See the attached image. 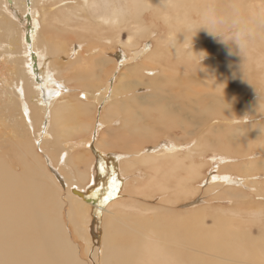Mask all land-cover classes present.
Masks as SVG:
<instances>
[{"label": "bare ground", "instance_id": "obj_1", "mask_svg": "<svg viewBox=\"0 0 264 264\" xmlns=\"http://www.w3.org/2000/svg\"><path fill=\"white\" fill-rule=\"evenodd\" d=\"M37 1L42 5L43 3H45V2H41L42 0H37ZM186 1L187 0H141V2L143 3L150 4L151 9L153 10V12H150V13L154 15L159 14L158 16L159 19L161 17H164L165 19L169 18L167 14H169L170 12L177 13L175 20L171 22L170 24L175 26L178 29L175 31V42L169 45V50L167 51L166 54H164V56L163 54H152L151 56L147 57L142 63H144L147 59L151 58L154 61L164 62L167 65V68L169 69L168 76L166 79V84L163 88V91L165 92V94H167L168 91L169 92L172 91V89H169L167 85L173 84L175 82H178L177 83L178 85L185 87L184 94L178 92L174 94L172 100L169 99L168 101H166L165 99H162L158 101L159 102L158 107L156 106L150 107V109L143 112L144 113L143 115L150 116L153 114V112H157L160 118L155 120V123H157L159 126H162V127L164 126L165 129L168 131L170 130L175 131L174 129H181V131H183V134L187 135L188 130L185 129L183 122L179 118V116L181 117L183 115L184 110L190 109L191 111H193L194 115L201 114V113H211L217 116V121L220 126L223 125V123H226L225 126L227 127V128L225 127V129L223 128L225 131H223L222 133L221 132L219 133L220 135L217 138L219 142L217 143V145L214 147V149L213 147L210 146L209 142L205 140L203 130L198 132L199 139H200L198 141L197 133L196 132L193 133V131H196V130L193 127V123H191V127H193L192 133L189 135L188 138L183 140L184 142L187 141L188 145L189 143H193L192 149L189 150L187 153L182 152L183 146L182 148L179 147V144L181 143L174 145V146L162 145L160 148H157L156 146L147 148L144 152L143 158H140L141 163H144L146 165L145 170L147 171V175H148V181L145 184V187L148 189H153V191L156 194L157 193H163V194L169 193V196L160 200L161 203L166 204L165 205L166 207L162 206L161 208L154 209V208L149 207L147 204H142L141 214H136L135 211L133 210L135 209V207L130 206V205L128 207L132 209L133 213H131L129 210L125 211L124 209L125 205H124V208L117 209L116 207L121 204V202L118 201L119 199L112 200L111 203L108 200L120 186L121 184L120 180L119 182L115 181V185L113 189L112 181H108L106 183L103 176L100 180H98L99 176L93 177L91 172L88 171L90 180H89V185H88V191L85 194L89 198V201H84L83 199L79 198L81 195L79 196V194L73 192V190L75 189L74 187L78 186L77 183L79 182L77 180L75 181V183L70 184L68 191H66L68 194L66 201H68L69 203V210L67 213L73 225V228H72L73 233L76 235V237L81 238L84 242V248L80 250L79 249L80 246L79 245L76 246L75 243L72 241V238L70 235V227L72 226H70L69 224H66L64 221V217H63L64 208H63V203L61 200L62 186L61 188L59 187L60 184L56 183L55 179L53 178V175L51 177L50 175L45 173V167L43 169L41 160H39L35 156L36 153L33 152V150L30 148V145L27 142L20 143L16 140L17 136H15L13 133H12L13 135L11 136V134L7 132L8 134H5L3 136L4 140L6 141L5 148L3 149L2 145H0V148L3 149L2 150L3 155L0 153V264H264V206L262 207L259 206L260 208L258 207L259 208L258 211H256L255 209L252 211L256 214V216H259V220L262 223L260 225H258L259 222L258 221L256 222V220L254 219L250 221L248 220V222H246V220L244 219H241L242 217L241 213L238 214V213L229 211L228 214H225L226 213L224 212L225 210L220 211V209L218 208L213 210L212 213L207 211V209H201L202 213H200L199 215L197 213L194 214L193 212L195 211L197 206L194 208H191V207L195 205L194 203L196 202V200L194 202L184 204L182 207L184 209L185 208L187 209L184 211L179 212L169 207V206H178V205L180 206L183 200L192 199L191 197L194 198L195 191H196L194 187L192 188L194 184H201L202 182H205L206 185H208V187H213L214 189H217V186L223 184V182L226 183V185H230L231 182H233L235 179L233 176H229L230 174L224 173L225 171L233 170L251 179V176L252 177L260 176L262 174L261 171L264 170V168H261L256 162L255 164L247 165L246 167H243V168H236V167L233 168L228 165L223 166V168H221V172L223 174L218 175V172L213 173L211 171L209 178L207 177L208 179H206L205 177L203 179L202 174L200 175L201 169L203 168V164H200V162L202 161L201 159L205 157L204 155L206 154L207 149H213V150H209V153H216L214 150H222V152L227 153L229 158L234 157V156H241L243 158L244 157L249 158V156H252L257 152L256 151L257 149L264 152V141H263L264 137H262V134L264 133L262 132V130L264 128L262 129L260 127L262 130H261V134L257 135V139H260L262 137L263 140L261 138V141H259L258 143L254 141L255 140L254 137L256 136L253 137L251 135L252 131L255 132L254 127L253 128L250 127L251 131L242 130L243 131L242 132L243 134H241L242 136H239V134L236 135L234 131L232 133L229 132L230 125H227V122H230L229 121L230 112L226 110L225 107H224L225 109H222L223 110L222 111L220 108L218 110L214 108L211 110L209 107H205V106L195 107L192 104H190V102L193 100V97L199 92V87L197 83L195 82L184 81V78L186 80H189V79L200 77V76L211 77L209 76V71L213 70L214 72L217 69L215 68L214 64H211L208 67L207 62L204 60V57L200 55V53L203 52V47H199L196 50L193 49L194 51H187L185 48L187 46H191V43L190 41H188V38L201 37L200 20L199 19L196 20L198 18V12L194 13V11L196 10V7L194 6L195 2H193V10L191 12L186 13V11L183 10L185 7ZM195 1H201L210 7L209 9L204 10L205 11V26H206V30H204V32L205 33L207 32V35H208L207 39H211L209 38V37H212L209 34L211 31H214L216 33V36H218L222 32L224 33L227 31H231L232 28H230V26H234V27H239V30L238 32L236 30V33H240V36L244 37L245 42L248 45H250V48H247L243 51V58L249 59L251 62L249 61V62L240 64L239 66H238V63H236L233 66H231L233 70L231 69L232 70L231 72L229 71L226 72L227 74L224 73L225 67H220L219 70L221 71L223 75H219L217 77L216 81L219 82L220 84L216 88V91L221 96L217 97L214 101L219 102V99L224 96L226 98H232V96L230 95V91H231L234 94L233 99L237 100L241 106H249L247 104L248 99L246 96V93L249 91H243L241 90L242 88L238 89V87L239 86L242 87L244 85L243 82L245 81L247 76H249L250 78H254V73H257L260 76L263 75V78L261 80L264 83V0H195ZM11 2L12 0H10V3ZM98 2L107 4L108 0H84L85 4L88 3L87 5H89L90 10H92V6H94L95 4H98ZM215 4H217V9H219L218 11L212 10L214 9L213 6ZM2 5L3 3H0L1 7ZM24 5H25L24 7L28 8L26 6V0L24 1ZM53 5L54 4H52V6L50 7H53ZM55 5L56 6L62 5L63 7H65L66 0L64 1L62 0L61 2L56 3ZM70 5H72V3ZM79 5L81 6V4ZM24 7L22 8L24 9ZM34 7L31 8V5H30V8L27 10L28 13L26 14L29 17L27 18V16H25L26 17L25 22H29V24L31 22L34 25L33 29L31 30L32 38L29 37L33 39V42H34V38L39 39L35 36L38 31L37 29V25H38L37 18L38 17L37 16H39L40 14V12H36L33 10ZM145 8L146 7L144 5L140 4V0H124V3H122L118 9L113 11L111 15L104 14V15L98 16L101 21L99 23V27L101 28L107 27V31H113L118 34H121L123 24L129 21V19H127L125 16L126 13L138 12V11L144 10ZM76 9H78V7ZM83 10L84 9L82 8V11ZM12 13L14 16H17V12L12 11ZM58 15H59L60 22L65 26L68 25V27L69 25H71L69 23L71 21L73 22L74 20L69 10L68 12L67 11L65 12V10L64 11L60 10ZM77 15L76 17L78 18ZM47 16L48 15L46 14V12L42 14V17H44L43 21L44 22L46 21L47 24L51 26V23H50L51 21L50 20H49L50 22L47 21L48 19L46 18ZM81 18L85 21L83 17ZM40 25L41 23L39 22V26ZM58 25H59V22H58ZM26 26H25V30L29 28V27L27 28ZM87 27H89V25ZM94 28L97 29V27H94ZM183 28L189 29L188 34L184 32L181 35L179 30ZM47 29L50 31V29L52 28L46 26L44 30L46 31ZM55 35H56V32H55ZM56 36L58 39V35ZM60 37L62 38L64 37V35ZM45 38L47 40V36ZM81 39L82 38H79L78 40H81ZM102 40L107 41L108 43L111 42L107 38H103ZM73 41H71L72 44H73ZM228 41L229 39L225 40L224 42L218 43L216 45H213V44H209V46L207 45L208 46L207 50L209 51V53H211L209 55L213 56L217 60L223 61V56L225 54L223 50V45ZM65 43H64V47H65ZM253 43H255L254 47H252ZM143 45L144 43L141 44L140 46H143ZM62 46L63 45H61L60 47ZM148 46L144 48L142 47L143 49L140 50V52L136 55L137 52H135V49H139V46L134 47L131 44V48H134L133 50L130 49L133 53V56L131 59L138 60L139 57L142 58L141 55L146 53L145 50L148 49ZM104 47L106 48V45ZM53 50L54 49H51L50 54L55 55L58 51L57 50L53 51ZM102 50H104L103 46H102L101 51ZM216 50L221 52V56L214 55ZM36 51H37L36 54L40 53L38 54L40 58L41 53L44 52L42 47H39V49ZM59 52L61 53L60 50ZM62 52H64L63 48H62ZM93 53L95 54V52ZM232 53L233 54L228 57V60H230L232 63H235L237 62V59H238V48L233 46ZM85 55H88V54H85ZM96 55L98 54L96 53ZM43 56H46V54L43 53ZM206 56H205V59H206ZM83 58H85V56ZM56 59L58 58L56 57ZM29 60H30V57H29ZM49 62L50 61L48 60L46 61L44 60V63L47 65ZM134 62H137V61H134ZM202 62H206L204 66L206 67L207 71L205 72H203V70H201L199 66V63H202ZM214 62L216 63V61ZM122 64L126 65L127 59H123L121 65ZM38 65H40L39 68L41 71L39 77L36 74V71L38 68L33 67L34 65L31 63V66H32L31 71H33V73L30 72L31 76L29 77H31L35 82L34 83L31 82L28 84L29 87L27 86L28 87L27 92H30L32 88H37L38 90L42 92V97L40 98L41 100L37 98L40 101L39 106H41V108H39L40 109L38 110L39 112H36V113L38 117L40 118L39 119L35 118V121L39 122L41 120L40 121L41 125L44 123V120L50 123L52 121L53 125H57V126L58 125L61 126L63 125V123H67V120L68 121L76 120L75 121L76 123L79 120L78 116H80L78 113L83 112L84 107L86 108L85 110L87 111V107L89 103L88 105L85 104L84 107L82 106L74 107L73 103L68 104L64 102H59L58 98H60V96L63 95L61 94V92H64V93L66 92L63 90V87L60 84H58L57 82L56 83L52 82V79L50 78V75L48 74V72H46L45 67L41 66L43 64H38ZM91 65L92 63L90 59L88 58L84 59L83 64L81 65L82 67L79 65L78 66L79 70L76 73L77 75L76 79L79 80L78 81L79 84L81 83L86 84L85 86L89 88L91 87L93 83H95L92 80L94 71ZM222 65H224V63H222ZM4 68L6 69V67ZM237 68H238L240 75L245 77L243 81L236 80L237 79ZM11 72L12 71L9 70L8 74H11ZM150 72L152 73V71ZM132 74L135 75L134 72H132ZM227 75H230V76H227ZM127 76L128 75L126 73V77ZM182 77L183 79L180 80L179 78H182ZM223 77H227L229 79V82H230V79L234 83L236 82L235 83L236 85L233 86L235 90L233 89L230 90L229 88L224 86L225 88H227L228 90L227 91L224 87H222V84L224 85V82L222 80ZM82 79H85V80L82 81ZM125 79L127 78H124L122 80H125ZM13 83L16 84L17 82H13ZM51 83L56 85L57 88L55 89V86L54 87L50 86ZM108 83L110 85V82ZM109 85L108 87L105 86V88L100 87L97 90L102 93V97H103L102 103L103 104L105 103V107H104L105 116L103 117L105 119V122L108 123L106 124V126L110 124L112 125V123L114 124L115 122L111 121L110 119H112L113 117L116 118L115 116L119 115V112L121 114V112L123 111L126 113V115L128 112V118L126 121L129 120L130 128L126 127L124 132L122 134L120 133L121 136L120 134H118L117 136H111V139L108 138V141L106 142L104 141V138L108 137V135H111V134H107V136H104L102 134L103 138L100 139V141L97 144L101 150L102 149L105 150L104 145H106L109 148V150L111 149L113 150L112 145L118 144L120 143V141L124 142L127 140L131 142L133 138H136V134L139 129V127L138 128L136 127L137 121L135 120L134 121L135 123H133V119L135 117L133 109L134 107L136 109L138 105L135 103V101H133V103L131 104L124 103V102H127L125 101L126 99L125 97L123 98L124 102H122L123 99L118 100L119 98H117V92L120 89H118L119 86L117 85L113 89L112 96H111L110 90L112 87L110 88ZM93 86H96V83ZM245 86L248 89L252 90V84L250 82H247ZM121 87H123V85L121 86L120 84V88ZM124 87L126 86L124 85ZM103 89L105 90L102 92ZM25 91L26 90H24L21 87V88H18L19 94L18 95L16 94V97L18 96L17 97L18 101H20L19 103L21 104V107L25 106V103H24ZM114 93L116 94V100L112 99L113 96L115 97ZM84 95H82V97H86V94ZM108 97H110L109 100H107ZM127 99H129V97ZM77 102L78 101H76V103ZM29 103L31 104V102ZM78 103H80V101ZM172 103L175 104L179 108V112H177V110L174 109L175 106L171 105ZM182 104H185L187 107H183ZM253 105L252 107L255 106ZM34 107L36 106L34 105ZM257 107H258V103H257ZM101 108L102 107H100V111L102 110ZM8 113H10V111ZM236 114H233V115H236ZM42 117H43V120H42ZM103 117H101V119ZM242 117L244 116L241 115V120H242ZM28 118L31 119L30 116ZM49 119L51 121H49ZM84 121L86 122V120ZM89 121L90 120H88V122L86 123H89ZM28 123L33 124L31 120ZM146 123H148V125L152 124L151 131L147 127ZM146 123H144L142 128L140 129L141 133L147 134L146 138L141 135V139H138V140L134 139V141L132 142H137L138 145L143 144V146H145L144 144L154 143L151 140H153L156 137L152 133H151L152 136L149 134L150 132H153L155 129L154 121H148ZM20 124H22V122ZM36 125L38 124L36 123ZM83 126L85 125H82V127ZM86 126H89V125H86ZM112 128H110V130L113 133ZM3 129L4 128L0 125V131H2ZM61 130L64 131L65 129L64 130L61 129ZM257 130H259V126L257 127ZM9 131L11 130L9 129ZM52 132L55 135L53 136L56 138L57 142L55 144L54 143L52 144L53 148L51 147V150L52 149L54 150V147L56 145H59V146L61 145V148H62V151L59 155L60 156L59 160L57 161V164H59L60 167L67 168L66 167L67 163L68 164L73 163L74 166H77V164H79L78 161H81L83 156H85V152L87 151L91 159L89 163L90 164L89 169L91 168V165L94 159L92 157L93 151L91 150V148L86 147V143L84 144L83 140L76 141V142L69 140L65 144L64 143L58 144L61 133L58 132V130L52 131ZM69 133L70 132H68L67 134L69 135ZM230 134L236 137H233L231 135L230 137L232 138V140H229L227 143H224V140H226ZM65 135L66 134L63 133V136ZM173 135H174V132H173ZM41 136L43 138L42 140L49 138L47 134L45 133V127L43 128V132ZM119 137L121 139H119ZM101 140H103L104 142H102ZM130 142H128L127 146L130 145ZM184 142H182V144H184ZM154 144L156 145L157 143H154ZM90 146L92 147L91 144ZM137 147H135V149H137ZM48 148L50 147L48 146ZM80 148L81 150H84L83 153L79 151ZM8 150L9 152H7ZM71 150H74V153L79 151L78 153H76L77 154L76 158H71L70 156ZM163 152L168 153L170 159L161 164L157 163L156 161L158 159L168 157ZM42 155L44 154L42 153ZM54 158L52 160H55ZM114 158L117 162L113 161ZM113 159H112L111 164L114 166L113 168L115 172L122 170L128 175L131 174L129 172V166L127 164L125 166L120 167V165H122L123 159L121 160L118 155H115ZM48 162L50 163V161ZM49 163L47 165H49ZM131 167H133V165H131ZM214 170L216 171V169ZM102 175L104 174L102 173ZM104 176H106L107 178V176H111V175H107L106 173ZM89 177L86 174H83V172L80 173L79 175V178L82 181H86ZM220 180H222L223 182H221ZM141 184H144V182H141ZM248 184H250L249 181H248ZM245 186L247 188V185ZM76 190H79V189H76ZM142 193L140 194V191H139V195H144ZM98 200L101 202V205L96 204ZM200 200L202 201L203 199L200 198ZM106 201H109L110 204ZM138 204L139 203H137V205ZM248 207L249 206H247V211H250ZM94 209H97L96 213L94 212ZM151 210H153L152 215L146 214L147 212H150ZM209 219L212 221L211 224H209V221H208ZM254 227H257L258 229L256 234L253 232ZM99 230H101V232H99Z\"/></svg>", "mask_w": 264, "mask_h": 264}, {"label": "rangeland", "instance_id": "obj_2", "mask_svg": "<svg viewBox=\"0 0 264 264\" xmlns=\"http://www.w3.org/2000/svg\"><path fill=\"white\" fill-rule=\"evenodd\" d=\"M24 1L25 0H12V2L10 3V0H0V3H3L2 7L0 6V21H1L0 22V67H1L0 68V73H1L0 74V82L2 83V84L0 83L2 85V86L0 85L1 86L0 87V110H1L0 111V122H1L0 125L5 129V130L3 129L4 132H3V130L0 131L1 132L0 133V145H2L3 149L5 148L6 141L4 140L3 136L5 134H8V133H10L11 136L13 134L15 136H17L16 140L18 142H20V143L27 142L30 145V148L33 150L34 153H36L35 156L39 160H41L43 169L45 167V173H47L51 177L53 175V178L55 179L56 183L60 184L59 187L61 188V186H62V188H61L62 189L61 200H62L63 208H64L63 209L64 221L66 224H69L70 226H72V227H70V235H71L72 241L75 243L76 246L79 245L80 246L79 249L82 250L84 248V242L81 238L76 237V235L73 233V231H72L73 225H72V223L68 217V213H67L69 210V203H68V201H66L67 196H68L66 191H68L70 184L75 183V181L77 180L79 182V183H77L78 188L74 187L75 189L73 188L74 189L73 192L79 194V196L81 195L79 198L83 199L84 201H89V198L86 196L85 193L88 191V185H89V180H90L88 171H90L93 177L99 176L98 180H100L103 176L106 183L108 181H112V182L113 181L119 182V180L121 181V184L119 187L116 185L118 187L116 192L108 199L110 201V203L112 202V200L119 199L118 201L121 202V204L116 207L117 209L124 208V205H125V208H124L125 211L129 210L131 213H133L132 209H130L128 207L130 205V206L135 207V209H133V210L135 211L136 214H141L142 213L141 212V205L142 204H147L149 207L154 208V209L155 208H161L162 206H165L166 204L161 203L160 200L168 197L169 193L168 194H163V193H157L156 194L153 191V189H148L145 187V184L148 181V175H147V171L145 170L146 165L144 163H141V161H140L141 160L140 158H143L145 150L147 148L155 147V146L157 148H160L162 145L174 146V145L181 143V144H179V147L182 148V146H183L182 152L187 153L189 150L192 149L193 143H189V145H188V142L187 141L184 142L183 140H185L186 138L189 137V135L192 133L193 127L196 130V131H193V133H195V132L197 133L198 141L200 140L198 132L203 130L205 140H207L209 142L210 146L213 147V149H214V147L219 142L217 139L220 135L219 133L220 132L222 133L223 131H225L224 129L226 127L225 126L226 123H223V125L220 126L218 121H217V116H215L211 113H201V114L194 115L193 111H191L190 109H186L183 111V115L181 117L179 116L180 120L183 122V124L185 126V129L188 130V134L184 135L183 131H181V129H174L175 131H173V130L168 131L165 129L164 126L162 127V126H159L157 123H155V120L160 118V116L157 112H153V114L150 116H144L143 115L144 114L143 112L150 109V107H155V106L158 107L159 106L158 101H160L162 99H165L166 101H168L169 99L172 100L175 93H178V92L183 93V94L185 93V87L178 85L177 84L178 82H175L173 84L167 85L169 89H172V91H170V92L168 91L167 94H165V92L163 91V88L166 84V79L168 76V70L169 69L167 68V65L164 62H157V61H154L151 58H149L144 63H142L147 57L151 56L152 54H163V56H164V54H166L167 51L169 50V45H171L172 43L175 42V31L178 29L175 26L171 25L170 23L175 20L177 13L170 12L169 14H167V16H169V18L165 19L164 17H161L159 19L158 18L159 14L154 15V14L150 13V12H153V10L150 7V4L143 3L140 0V4L144 5L146 8L144 10H141L138 12L126 13L125 16L127 19H129V21L123 24L121 34H118V33L113 32V31H107V27H102V28L99 27V23L101 21H100L98 16L104 15V14L111 15L113 11L118 9L121 6V4L124 3V0H108L107 4L98 2V4H95L94 6H92V10L89 9V5H87L88 3L87 4L84 3V0H71V1L66 0V6L65 7H63L62 5H57V6H59V7H57L55 5L56 3H59L62 0H53V1L52 0H50V1L49 0H42L41 2L46 3V4L43 3V5L40 4L37 0H34V1L33 0H26V6L28 8L24 7L25 6ZM193 2H195L194 6L196 7V10L194 11V13L198 12V18L196 19V17H195V19L200 20L201 37H193V38L187 37L188 41H190V43H191V46H187L185 48L187 51H194L199 47H203V52L200 53V55H202L204 57V60L207 62L208 67L211 64H214L215 68L217 70L213 72V70L209 69L210 70L209 76H211V77L200 76V77L192 78L189 80H186L184 78V81L195 82V83H197V85L199 87V92L193 97V100L190 102V104H192L195 107H198V106L209 107L211 110L213 108L217 109V110L219 108L221 110L226 108V110H228L230 112L229 113L230 114L229 115V121L230 122H227V125H230L229 126V132L232 133L234 131L236 135L239 134V136H242L241 135V134H243L242 130L251 131L250 127L251 128L254 127L255 132L252 131L251 135L253 137L256 136V137H254V139H255L254 141L259 143V141H261V138L264 137V133H263L262 137L260 139H257V135L261 134V130L264 128V114H263L264 113V106H263L264 105V83L261 80L263 78V75L260 76L259 74L254 73V78H250L249 76H247L245 81L243 82L244 88H243V86L238 87V89L242 88L241 90H243V91H249L246 93V96L248 99L247 104L249 106H241L237 100L233 99L234 94L231 91H230V95L232 96V98H226L224 96V97L219 99V102L214 101L217 97L221 96L216 91V88L220 84L219 82L216 81L217 77L219 75H223L221 73V71L219 70L220 67H225L224 73H226L228 71L231 72L233 70L231 68V66H233L236 63H238V66H239L240 64L249 62L250 61L249 59L243 58V51L247 48H250V45H248L245 42L244 37L241 36L243 46L238 48V59H237V62H235V63H232L230 60H228L229 55H227V50L225 47V44L228 43L229 47H231V50L233 51V46L230 44V40L223 45V50L225 52V54L223 56V61L217 60L213 56L209 55V54H211L207 50V47L209 46V44L216 45L218 43L224 42L225 40L232 37L233 34L236 33V30L238 32L239 27L230 26V28H232L231 31H227L224 33L222 32L220 35L216 36L215 38L209 37L211 39H207V36H208L207 32L206 33L204 32V30H206L205 11L204 10L209 9L210 7L201 1L187 0L185 2V7L183 9L184 11H186V13L191 12L193 10ZM71 3H72V5H70ZM52 4H54L53 7H50V6H52ZM79 4H81V6ZM30 5H31V8L36 6V7H34L33 10L36 12H40L39 16H37L38 17L37 18L38 19V25H37L38 31H37L36 36H35L39 39L34 38V42H33V39H31L32 38V31L31 30L33 29L34 25L31 22H30V24H29V22H25V18H26L25 16H27V18L29 17L26 14L28 13L27 10L30 8ZM68 6H69V8H68ZM22 7H24V9ZM77 7H78V9H76ZM213 7H214V9H212V10H214V11L219 10V9H217V4H215ZM59 8H61V9H59ZM82 8L84 9L83 11H82ZM60 10H63V11L65 10V12L66 11L68 12V10H69L72 18H74L73 22L71 21L72 23L71 22L69 23V24H71V25H69V27H68V25L65 26L60 22L59 15H58ZM12 11L17 12V16H14ZM44 12H46V14L48 15L46 18H48L47 19L48 22L51 21L50 22L51 26H49L46 21L45 22L43 21L44 17H42V14ZM75 14L76 15L78 14L77 15L78 18L76 17ZM81 17H83L85 19V21ZM53 18H54V20H53ZM76 21H77V23H76ZM39 22L41 23L42 26L41 25L39 26ZM58 22H59V25H58ZM88 25H89V27H87ZM25 26L27 28L28 27L29 28L27 30H25ZM46 26L52 28L53 30L50 29V31H49L47 29L45 31L44 29L46 28ZM94 27H97V29H95ZM30 31H31V33H30ZM42 31H44V32H42ZM179 31H180L181 35L184 32H186L188 34L189 29L183 28V29H180ZM55 32H56V35H58V39H57V36L55 35ZM43 33L45 34V36ZM63 35H64V37L61 38L60 36H63ZM46 36H47V40L45 38ZM22 37H23V39H22ZM29 37H31V38H29ZM40 37H42V38H40ZM79 38H82V39L78 40ZM103 38L109 39L112 43L111 42L108 43L107 41H103L102 40ZM64 39H66V40H64ZM58 40L59 41L61 40L62 43H61V41L59 42ZM31 41H32V43H31ZM46 41H47V43H46ZM71 41H73V44ZM20 43H21V45H20ZM64 43H65V47H67V48L64 47ZM143 43H144V45L140 46ZM131 44L134 47L139 46V49H135V52H137L136 55L140 52V50H142L144 47H146L148 45H149L148 49L150 51L148 49L145 50L146 53L141 55L142 58L139 57L140 60L139 59L138 60H136V59L132 60L131 58L133 56V53L131 50H133L134 48H131ZM26 45H28V46H26ZM61 45H63V46L60 47ZM105 45H106V48L104 47ZM254 45H255V43L252 44V47H254ZM51 46H53V47H51ZM102 46H103L104 50L101 51ZM108 46H109V48H108ZM26 47H27V49H26ZM39 47H42V49L44 51L41 53L40 58L38 56V54H40V53L36 54V52H37L36 50H38ZM62 48L64 49V52H62ZM220 48H222V47H220ZM51 49H54L53 51L57 50L58 52L55 55L50 54ZM59 50L61 51L62 54L59 52ZM128 50H130V51H128ZM147 51H149V52H147ZM93 52H95V54ZM43 53L46 54V56H43ZM81 53H82V55H81ZM96 53L98 55H96ZM147 53H148V55H147ZM85 54H88V55H85ZM13 55H14V57H13ZM214 55L221 56V52L216 50ZM8 56H10V57H8ZM82 56L83 57L85 56V58H83ZM205 56H206V59H205ZM29 57H30V60H29ZM35 57H36V59H35ZM56 57L58 59H56ZM87 58L91 60V63H92L91 66H92L93 71H94V75L92 77V80H93V82L96 83V86H93L95 84V83H93L90 88L85 86L86 84H82V83L79 84V82H78L79 80L76 79L77 78L76 73L79 70L78 66L79 65L81 66L83 64V60L87 59ZM123 59H127V64H126L127 66L124 64L121 65ZM44 60L50 61L48 63V65L44 63ZM52 60H53V62H52ZM128 60H129V62H128ZM134 61H137V62H134ZM214 61H216V63ZM206 62L199 63V66H200L201 70H203V72L207 71L206 67L204 66V64ZM29 63H30V65H29ZM31 63L34 65L33 67L38 68L36 71V74L38 77L41 73L40 68H39L40 65H38V64H43L41 66L45 67L46 72H48V74L50 75V78L52 79V82H55V83L57 82L58 84H60L63 87V90L66 93L61 92V94H63V95H61L62 98H61V96H60V98H58L59 102H64V103H68V104L73 103L74 107H80V106L84 107L85 104L88 105V103H89V105L87 107L88 112L85 110L86 108L84 107L83 112L78 113L80 116H78L79 120L77 122H79V123L82 122V123H80L81 126L79 123H77V122L75 123L76 120L75 121L74 120H71V121L67 120V123H63V125H61V126L53 125V123L50 119H49V121H51V123L44 120V123L45 122H47V123H45V124L43 123L42 125L40 124L41 120L39 122L35 121V118H38V119L40 118V117H38L36 112H39L38 110H40L39 108H41V106H39V102H40L39 99L42 97V92L40 90H38L37 88H32V90L30 92H27V88L29 87L28 84L31 82L32 83L35 82L31 77H29V76H31L30 72L33 73V71H31V67H32ZM222 63H224V65H222ZM132 66H133V68H132ZM4 67H6V69ZM9 70L12 71L11 74H8ZM16 71L17 72L19 71L18 74ZM150 71H152V73ZM132 72H134L135 75H133ZM126 73L128 75L127 77H126ZM52 75H53V77H52ZM132 75L134 76V78ZM212 75H213V77H212ZM227 76H230V75H227ZM257 76H258V78H257ZM9 78H10V80H9ZM124 78H127V79L122 80ZM204 78H206V79H204ZM244 78H245L244 76L240 75L238 68H237V79L236 80L243 81ZM179 79L182 80L183 77L179 78ZM253 79H254V81H253ZM83 80H85V79H82V81ZM222 80L224 82V85L222 84V87L226 86L230 90L231 89L235 90L233 88V86L236 85L235 84L236 82L234 83L231 79L229 82V79L227 77H223ZM118 81H120V82H118ZM184 81H182V82H184ZM13 82H17V83L15 84ZM108 82H110V85ZM247 82H250L252 84V90L248 89L245 86V84ZM107 84L110 86V88L112 87L110 90L111 96H112L113 89L117 85V86H119L118 89H120L117 92V98H119L118 100H122L125 97L126 98L125 101H127V102H124V99L122 102L131 104V103H133V101H135V103L138 105L136 109H135V107L133 109L134 110L133 111L134 116H135L133 119V123H135L134 121L136 120L137 121L136 127L137 128L139 127L138 132L136 134V138H133L131 140V142L127 141L125 139L126 141H124V142L120 141V143L112 145L113 150L112 149L109 150V148L106 145H104L105 150L104 149L101 150L97 144L100 141V139L103 138V135L107 136V134H111V135H108V137L104 138V141L106 142V141H108V138L111 139V136H117L120 133L122 134L124 132V130L126 129V127L130 128V124H129V120L126 121L128 118V112L126 115V113L122 111L121 114L119 112V115L115 116L116 118H114V117L112 119L109 118L111 121L115 122L114 124L112 123V125L110 124V125H107L108 127L106 126V124H108V123L105 122V119L103 117V116H105V114H104L105 113L104 112L105 103L104 104L102 103V100H103L102 93L100 91H97V90L100 87H102V88L103 87L105 88V86L108 87ZM120 84H121V86L123 85V87H121L122 89L120 88ZM124 85L128 88L124 87ZM50 86H53V87L55 86V89L57 88L56 85H54L52 83ZM17 87L18 88L22 87L24 90H26L25 91V99H24L25 106L21 107V104L19 103L20 101H18V98H17L18 96L16 97V94L17 95L19 94ZM227 88H225V89L227 90ZM129 89H131L133 91V93ZM104 90L105 89H103L102 92ZM35 91L38 93H36ZM84 94H86V97H82V95H84ZM110 97H108L107 100H109ZM128 97H129V99H127ZM37 98H39V99H37ZM85 99H86V101H85ZM112 99L116 100V94H115V97L113 96ZM76 101H78V102L80 101V103L77 102L78 103V105H77ZM29 102H31V104ZM215 102H217V103H215ZM82 103H83V105H82ZM257 103H258V107H257ZM261 104H263V105H261ZM34 105L36 107H34ZM171 105L175 106L174 109H176L177 112H179V108L175 104L172 103ZM252 105L255 108L252 107ZM93 106H95V107H93ZM182 106L187 107L185 104H182ZM100 107H102L101 108L102 112L100 111ZM9 111L11 114L8 113ZM25 111H26V113H25ZM257 112H259V113H257ZM233 114H236V115H233ZM85 115H87V116H85ZM241 115H243L245 117V118L242 117V120H241ZM29 116L31 117V119L28 118ZM125 116H126V118H125ZM101 117H103V118L101 119ZM45 119H46V117H45ZM30 120L33 122V124L28 123ZM42 120H43V117H42ZM84 120H86V122H88V120H90V121H89V123H86ZM3 121H4V123H3ZM20 121L22 122L23 125L20 124L21 123ZM148 121H154V125H155L154 128L155 129L153 132H150L149 134L151 135V133H152L156 137L151 141L154 143H157V144L156 145L154 143L144 144L145 146H143V144L138 145L137 142H132V141H134V139L135 140L141 139V135L146 138L147 134L141 133L140 129L142 128L143 124L148 122ZM36 123L38 125H36ZM191 123H193V127H191ZM82 125H85V126L82 127ZM86 125H89V126H86ZM146 125L151 131L152 130L151 129L152 124L148 125V123H146ZM258 126H259V130H257ZM44 127H45V133L49 137V138H47L48 140L47 139L42 140L43 138L41 135H42ZM49 128H51V129H49ZM66 128H68L69 130ZM110 128L113 129V133L111 132ZM9 129L11 131H9ZM61 129H63V130L65 129V130L62 131ZM56 130H58V132L61 133L58 144L59 143L65 144L69 140L75 141V142L83 140L84 144L86 143V147L91 148V150L93 151L92 157L94 159H93V163H92L90 169H89V165H90L89 163H90L91 159H90L87 151L85 152V156H83L81 161H78V163H79V164H77L78 167L74 166L73 163L72 164L67 163V165H66L67 168L60 167L59 164H57V161L59 160V157H60L59 155L62 151L61 145L60 146L56 145L54 147V150L53 149L51 150V147L53 148L52 144L53 143L55 144L57 142L56 138L54 137L55 135L52 132V131H56ZM67 131L70 132L69 135L67 134L68 133ZM155 131L158 133H156ZM173 132H174V135H173ZM262 132H264V129L262 130ZM63 133L66 135L63 136ZM121 134H120V136H121ZM231 135L232 134H230L229 137L226 140H224V143H227L229 140H232V138L230 137ZM232 136L236 137L234 135H232ZM119 139H121V138L119 137ZM116 140H118V139H116ZM176 140H177V142H176ZM262 140H263V138H262ZM101 141L104 142L103 140H101ZM46 142H48V143H46ZM128 142H130L129 146H127ZM182 142H184V144H182ZM90 144L92 145L93 148L90 146ZM42 146H44V147H42ZM46 146H47V148H46ZM48 146L50 148H48ZM57 146H59V147H57ZM135 147H137V149H135ZM68 148H70V147H68ZM168 148H170V147H168ZM3 149L0 148L1 154H2ZM63 149H65V148H63ZM213 149H207L206 154L204 155L205 157H203L201 159L202 161L200 162V164H203V168L201 169L200 175L202 174L203 179H204V177L206 179H208L211 171L213 173L218 172V175L223 174L221 172V168H223V166H227V165L230 167H233V168L234 167L243 168V167H246L247 165L255 164L257 162L261 168H264V156H263L264 152L259 150V149L256 150L257 152L255 151L256 153L254 155L249 156V158H246V157L243 158L241 156H234V157L229 158L227 153L222 152V150H214L216 153H209V150H213ZM79 151H81V153H83L84 150H81V148H80ZM79 151L74 153V150H71V152H70L71 158H76V156H77L76 153H78ZM7 152H9V150ZM41 152L44 155H42ZM164 154L167 155L168 157L158 159L156 161L157 163L161 164V163L168 161L170 159L168 153H164ZM115 155H118L121 160L123 159L122 165H120V167L125 166L126 164L129 166V172L131 173L130 175H128L127 173H125L122 170L115 172V170L113 168L114 166L111 164L112 159ZM99 156H100V158H99ZM62 157H63V155H62ZM53 158L55 160H52ZM218 160H219V162H218ZM48 161H50V163ZM113 161L117 162L115 160V158L113 159ZM47 162L49 163V165H47L48 164ZM98 162L101 165H99ZM131 165H133V167H131ZM75 168H76V170H75ZM115 168H116V166H115ZM214 169H216V171ZM82 172H83V174H86L89 177L86 181H82L79 178V175ZM102 173L104 175L107 173V175H111V176H107V178H106V176L102 175ZM224 173L230 174L229 176L234 177L235 180L233 182H231V184H230L231 186L226 185V183H224L222 180H220V181L223 182V184L217 186V189H214L213 187H208V185H206L205 182H202L201 184H194L192 186V188L194 187L196 189L195 196H194V198H196V199L191 197L192 199L183 200L184 203L181 202L180 206L178 205V206H169V207L176 210V211H179V212L184 211V210H187L186 208L184 209L182 207L184 204H188V203L194 202L196 200V202L194 203L195 205L191 207V208H194L197 206L195 211L193 212L194 214L197 213L199 215L200 213H202L201 209H207V211L212 213L213 210L218 208V209H220V211L225 210L224 211V212H226L225 214H228L229 211L234 212V213H238V214L241 213L242 214L241 219L246 220V222H248V220L250 221V220L254 219V220H256V222L257 221L259 222L258 225L262 224L261 221L259 220V216H256V214L252 211L254 209L256 211H258L260 207L264 206V196H263L264 195V170L261 171L262 174L260 176H258V177H252L251 176V179H249L247 176H243V175H241V174H239L233 170H228V171H225ZM68 177H70V178H68ZM63 178H64V180H63ZM80 181H81V183H80ZM238 181H240V182H238ZM248 181L250 182V184H248ZM141 182H144V184H141ZM216 182H218V181H216ZM251 184H252V186H251ZM245 185H247V188ZM221 187H223V188H221ZM219 188H221V189H219ZM259 188H260V190H259ZM76 189H79V190H76ZM133 189H135V190H133ZM139 191H140V194L143 192L142 194H144V195H139ZM81 192H82V194H81ZM111 192H112V190H111ZM131 192H133V193H131ZM130 195H131V197H130ZM261 196H263V197H261ZM200 198H202L203 200L201 201ZM109 201H106V202L109 203ZM137 203H139V204L137 205ZM96 204L101 205V202L98 200L96 202ZM247 206H249L248 208L250 211H247ZM243 207H245V208H243ZM167 208H168V206H167ZM191 208H189V209H191ZM113 210H115V209H113ZM94 212L96 213L97 209H94ZM146 214L152 215L153 210H151L150 212H147ZM248 214H250V215H248ZM249 216H251V217H249ZM208 221H209V224L212 223V221L210 219ZM247 225H248V223H247ZM254 228H256V229H254ZM254 228H253V232L256 234L258 229H257V227H254ZM99 232H101V230H99Z\"/></svg>", "mask_w": 264, "mask_h": 264}, {"label": "clouds", "instance_id": "obj_3", "mask_svg": "<svg viewBox=\"0 0 264 264\" xmlns=\"http://www.w3.org/2000/svg\"><path fill=\"white\" fill-rule=\"evenodd\" d=\"M193 30H194V28H193ZM209 34L213 38H215V36H216V33L214 31H211ZM229 40H230V44L232 46L236 47V48H240V47L243 46L240 33L233 34V36L230 37ZM225 47H226V50H227V55L231 56L233 53H232L231 47H229V44L226 43Z\"/></svg>", "mask_w": 264, "mask_h": 264}, {"label": "snow or ice", "instance_id": "obj_4", "mask_svg": "<svg viewBox=\"0 0 264 264\" xmlns=\"http://www.w3.org/2000/svg\"><path fill=\"white\" fill-rule=\"evenodd\" d=\"M115 182L113 181V189H114Z\"/></svg>", "mask_w": 264, "mask_h": 264}]
</instances>
